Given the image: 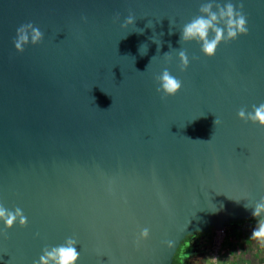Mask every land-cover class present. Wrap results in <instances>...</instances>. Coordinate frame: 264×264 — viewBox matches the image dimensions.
Returning <instances> with one entry per match:
<instances>
[{
	"label": "water",
	"instance_id": "1",
	"mask_svg": "<svg viewBox=\"0 0 264 264\" xmlns=\"http://www.w3.org/2000/svg\"><path fill=\"white\" fill-rule=\"evenodd\" d=\"M241 4L248 34L208 58L178 42L199 0H0V203L28 218L0 233V264L69 236L78 264H173L188 236L253 219L241 197L264 195V128L237 112L264 102V0ZM28 22L44 39L18 52ZM164 68L183 86L162 99Z\"/></svg>",
	"mask_w": 264,
	"mask_h": 264
},
{
	"label": "clouds",
	"instance_id": "2",
	"mask_svg": "<svg viewBox=\"0 0 264 264\" xmlns=\"http://www.w3.org/2000/svg\"><path fill=\"white\" fill-rule=\"evenodd\" d=\"M135 19L134 15L129 14L124 19L121 27L127 28L134 25ZM247 34V18L242 11V4L238 7L237 0H199L198 14L182 25L179 30L178 42L181 45L195 43L205 57L212 58L222 43L236 40ZM43 39L44 33L40 28L28 22L21 24L16 29L13 45L16 51L23 52L27 45H38ZM153 40L159 45V40L154 37ZM172 50L176 51L180 70L185 71L190 63L186 51L182 47ZM140 51L141 54H144L147 51V46L141 45ZM171 51L164 54L165 60L172 59ZM193 59L196 58L193 57ZM155 81L158 85L156 92L161 94L162 99L176 95L183 86V82L174 76L168 68H164L155 77ZM237 117L246 123L250 122L264 128V102L259 103V105H252L251 111L240 108ZM220 122L216 117L214 124L217 125ZM111 190L110 182L109 191ZM241 200L245 201L243 207L250 210L251 217L256 221L247 240L255 242L264 252V195H261L258 199H253L245 193L242 195ZM241 200L236 202L239 203ZM27 223L28 218L20 207L9 209L0 203V233H3L4 230H11L16 224L24 227ZM37 235L39 234L37 233ZM148 237L149 229L143 228L139 231L136 243L139 244L140 241L147 240ZM164 244L169 249L177 248L176 241L172 239L165 240ZM77 245V239L69 236L61 244L45 246L41 255L33 261V264H78L80 253ZM186 246L187 241L179 247L178 255L174 257L175 264H184V261L191 255L184 254L183 249ZM218 261V257L211 256L204 258L202 264H218Z\"/></svg>",
	"mask_w": 264,
	"mask_h": 264
},
{
	"label": "rangeland",
	"instance_id": "3",
	"mask_svg": "<svg viewBox=\"0 0 264 264\" xmlns=\"http://www.w3.org/2000/svg\"><path fill=\"white\" fill-rule=\"evenodd\" d=\"M216 240L204 239L200 253L190 264H202L204 258L215 256L219 258L218 264H264L262 258L256 257L261 248L253 241H248V235L240 234L236 230L225 233V230L216 233L212 230ZM254 248V250H252ZM254 254V255H253Z\"/></svg>",
	"mask_w": 264,
	"mask_h": 264
},
{
	"label": "flooded vegetation",
	"instance_id": "4",
	"mask_svg": "<svg viewBox=\"0 0 264 264\" xmlns=\"http://www.w3.org/2000/svg\"><path fill=\"white\" fill-rule=\"evenodd\" d=\"M255 223H256V221L254 219L231 222L226 227L225 233L226 232L228 233L229 231H232V230H236V232H239L240 234L248 235V234H250L251 229L255 225ZM213 237H215V236H214L212 230H210L206 233H203V234L197 233V234L191 236L189 243H190V245H195L196 248L191 253L189 258L184 261V264L192 263V261L196 258V256H198L197 254L200 253L199 249L202 248L201 242L204 239H208V240L210 239V242H212Z\"/></svg>",
	"mask_w": 264,
	"mask_h": 264
},
{
	"label": "trees",
	"instance_id": "5",
	"mask_svg": "<svg viewBox=\"0 0 264 264\" xmlns=\"http://www.w3.org/2000/svg\"><path fill=\"white\" fill-rule=\"evenodd\" d=\"M190 238H191V236H188L185 239V241H187V246L184 247V249H183L185 255L191 254L194 251V249L196 248L195 245H190V243H189ZM185 241L182 243V245H184ZM178 252H179V250H178ZM178 252H177L176 256L178 255ZM173 264H175V262Z\"/></svg>",
	"mask_w": 264,
	"mask_h": 264
},
{
	"label": "crops",
	"instance_id": "6",
	"mask_svg": "<svg viewBox=\"0 0 264 264\" xmlns=\"http://www.w3.org/2000/svg\"><path fill=\"white\" fill-rule=\"evenodd\" d=\"M252 250H254V248H252ZM256 253L258 254L256 257H258V258H262V262H264V252H263V254H260V252H257L256 251ZM254 255V254H253Z\"/></svg>",
	"mask_w": 264,
	"mask_h": 264
},
{
	"label": "built area",
	"instance_id": "7",
	"mask_svg": "<svg viewBox=\"0 0 264 264\" xmlns=\"http://www.w3.org/2000/svg\"><path fill=\"white\" fill-rule=\"evenodd\" d=\"M216 232V231H215ZM216 233H219V232H216ZM216 240V237L214 238V241Z\"/></svg>",
	"mask_w": 264,
	"mask_h": 264
}]
</instances>
